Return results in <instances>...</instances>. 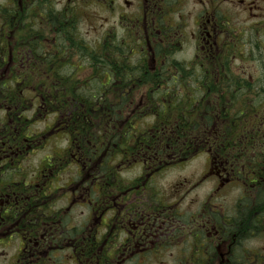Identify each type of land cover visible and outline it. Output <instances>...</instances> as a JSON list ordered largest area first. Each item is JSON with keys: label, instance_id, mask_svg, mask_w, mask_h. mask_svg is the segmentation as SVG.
Listing matches in <instances>:
<instances>
[{"label": "flooded vegetation", "instance_id": "flooded-vegetation-1", "mask_svg": "<svg viewBox=\"0 0 264 264\" xmlns=\"http://www.w3.org/2000/svg\"><path fill=\"white\" fill-rule=\"evenodd\" d=\"M105 2L115 9L116 0ZM124 2L134 8L133 15L125 18L130 23L126 22L122 35L118 30L109 32L127 37L133 47L127 66H147L150 75L143 85L130 84L135 76L123 79L113 73L116 65H112L107 92L120 107L111 118V137L116 133L131 136V127L146 120L140 117L152 107L150 95L155 92L220 91L207 81L210 57L231 49L237 42L233 35L241 33L231 27L228 11L255 15L264 10V1L258 0ZM184 13L192 14V22ZM12 62L8 60L4 74L10 75ZM157 70H161V83L154 75ZM28 98L27 114H38L27 130L24 122L16 124L13 119L26 110L0 102V247L6 254L11 249L5 264H62L66 254L73 264H149L152 256H158L160 264H264V159L247 174L238 158L234 165L225 152L220 156L209 147L189 159L174 149L163 150L162 135L157 134L158 142L139 144L141 136L136 140L134 160L119 167L125 181L104 188V180L95 175L98 162L66 133L65 115L43 105L35 110L33 95ZM163 103L156 98L155 106ZM4 121L11 127L5 128ZM43 122L44 128L36 131ZM59 133L67 144L48 145ZM47 145L52 155H45L35 166L25 165ZM252 152L264 155L262 150ZM204 153L206 164L179 183L182 188L171 194L174 200H167L160 182L164 170L178 160H195ZM133 167L140 172L128 177L127 170ZM72 168V183L61 185ZM208 182L211 188L203 190ZM228 187L240 188L229 204L222 196ZM186 191L189 197L183 199ZM76 206L88 211L80 223L72 216ZM93 216L100 220L98 224ZM86 234L95 239L93 244L89 245ZM96 253L100 254L97 259Z\"/></svg>", "mask_w": 264, "mask_h": 264}, {"label": "trees", "instance_id": "trees-1", "mask_svg": "<svg viewBox=\"0 0 264 264\" xmlns=\"http://www.w3.org/2000/svg\"><path fill=\"white\" fill-rule=\"evenodd\" d=\"M80 1L68 0L58 9L57 0L0 2V102L26 110L23 116L14 115L16 124L24 122L27 130L37 120V111L34 117L27 114L31 95L35 110L43 105L63 113L71 142L78 141L85 155L98 162L95 175L104 180V188L125 181L119 167L134 160L136 140L141 136L146 138L141 137L139 144L158 142L157 134L162 135L163 150L171 148L188 158L209 147L220 156L225 152L234 165L238 158L247 174L261 165L264 155L252 152L264 151V49L258 41L252 46L244 43V51L232 46L210 57L207 81L220 91L155 92L150 95L152 107L140 117L146 120L131 127V136L116 133L111 137V118L120 107L107 92L112 65H116L113 73L123 79L135 76L129 82L135 85L144 84L150 68L127 66L133 47L125 36L108 32L97 44L88 42L80 27ZM236 58L260 62L261 73L252 78L237 73L233 69ZM9 59L13 60L11 73L6 75L3 70L8 69ZM159 71L154 74L157 82L163 79ZM158 97L164 103L155 106ZM3 125L11 127L8 121ZM180 162L184 159L174 164ZM85 236L89 245L94 243V238Z\"/></svg>", "mask_w": 264, "mask_h": 264}, {"label": "rangeland", "instance_id": "rangeland-1", "mask_svg": "<svg viewBox=\"0 0 264 264\" xmlns=\"http://www.w3.org/2000/svg\"><path fill=\"white\" fill-rule=\"evenodd\" d=\"M5 1L6 0H0L2 3ZM65 1L66 0H58V3L61 5ZM258 1L262 3L264 0ZM116 2L115 9L113 10L111 7H108L105 0H103L104 4H99L96 0L80 1V4L78 5V11L81 17L80 27L86 40L91 44H97L109 31L118 30V33L122 35L124 33L123 27L126 26V22L130 23V21H126L125 18L133 15L134 8H128L124 0H116ZM227 14L230 19L231 27L241 32L239 37L246 35V39H253V41H255V39L261 40L264 45V10L252 15L250 13L238 11V9H230ZM184 16H187L188 21L192 22V14L184 13ZM233 67L235 71L241 72L244 75H258L261 69V66L258 63L241 59L235 60ZM44 125V122L40 123L37 126L36 131L43 129ZM50 144L54 148L56 145L62 147L64 144H67V140L63 138L62 133H59L55 139L48 143V145ZM48 145L43 146L40 151H35L32 154V157H29L25 162V165L35 166L45 155H52L51 149ZM205 164V155H201V157L190 161L185 165H179L167 171L164 177H161L160 180V182H162V193L164 197L170 201L174 200L175 198L171 194H173L176 189L182 188L179 183L185 182L186 178H192V173L200 170ZM73 172L74 168L66 173L65 180L61 185L66 186L72 183ZM139 172V168L133 167L127 170V176L132 177L139 174ZM211 186L212 182H208L202 189L204 190L205 187L210 189ZM64 190L65 189L63 188L62 192H64ZM239 192V187H228L222 191V196L224 197L226 195V200H228L229 204V201H234ZM188 197L189 192L186 191L183 195V199ZM87 212L86 208L82 209L79 206H76V208L73 209V219L80 223L87 217ZM91 219H95L96 224L100 222V220L94 218V216L91 217ZM10 252L11 249H9V252L7 251L8 254H6L0 247V264H5L8 261L9 258H7V256L11 254ZM62 260V264H73L68 254H66ZM165 260L168 262L170 261L168 257ZM149 264H160L158 262V256L150 257Z\"/></svg>", "mask_w": 264, "mask_h": 264}]
</instances>
